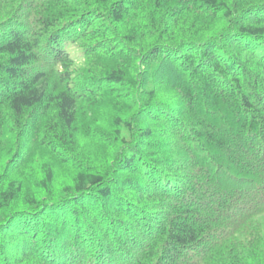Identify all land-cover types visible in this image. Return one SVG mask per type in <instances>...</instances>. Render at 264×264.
<instances>
[{
  "label": "trees",
  "instance_id": "1",
  "mask_svg": "<svg viewBox=\"0 0 264 264\" xmlns=\"http://www.w3.org/2000/svg\"><path fill=\"white\" fill-rule=\"evenodd\" d=\"M0 264H264V0H0Z\"/></svg>",
  "mask_w": 264,
  "mask_h": 264
}]
</instances>
